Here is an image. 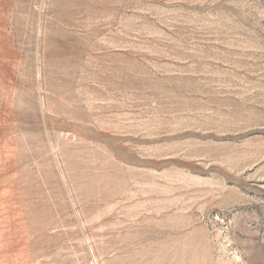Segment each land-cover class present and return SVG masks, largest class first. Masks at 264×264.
<instances>
[{"label": "rangeland", "instance_id": "1", "mask_svg": "<svg viewBox=\"0 0 264 264\" xmlns=\"http://www.w3.org/2000/svg\"><path fill=\"white\" fill-rule=\"evenodd\" d=\"M0 264H264V0H0Z\"/></svg>", "mask_w": 264, "mask_h": 264}]
</instances>
